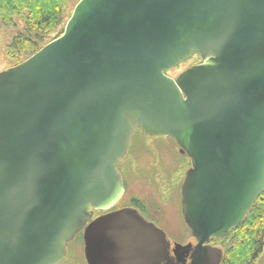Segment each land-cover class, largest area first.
<instances>
[{
  "label": "water",
  "instance_id": "95a60500",
  "mask_svg": "<svg viewBox=\"0 0 264 264\" xmlns=\"http://www.w3.org/2000/svg\"><path fill=\"white\" fill-rule=\"evenodd\" d=\"M136 130L189 160L181 215L198 264H220L209 243L264 192V0H79L58 38L0 72V264H60L86 225L88 264L135 244L165 262L136 211L94 218L124 194Z\"/></svg>",
  "mask_w": 264,
  "mask_h": 264
},
{
  "label": "trees",
  "instance_id": "16d2710c",
  "mask_svg": "<svg viewBox=\"0 0 264 264\" xmlns=\"http://www.w3.org/2000/svg\"><path fill=\"white\" fill-rule=\"evenodd\" d=\"M78 1L0 0V26L16 28L20 25V29L16 31L5 48V56L11 62V67L20 64L46 44L58 38ZM52 34H55L53 38H51ZM191 60L200 61L196 55H193L189 61ZM185 63L166 74L178 70ZM138 135L143 139H149L136 130L131 142ZM144 172L146 173L145 170ZM120 175L125 189L126 175L123 173ZM130 204L136 207L141 205L136 199H132ZM209 244L221 247L223 257L220 264H255L264 248V192L238 228L231 231L227 237L211 241Z\"/></svg>",
  "mask_w": 264,
  "mask_h": 264
},
{
  "label": "rangeland",
  "instance_id": "374dc122",
  "mask_svg": "<svg viewBox=\"0 0 264 264\" xmlns=\"http://www.w3.org/2000/svg\"><path fill=\"white\" fill-rule=\"evenodd\" d=\"M18 29L20 25L16 28L0 26V72L12 66L6 59L5 48ZM54 36L55 34H52L51 38ZM194 60L170 72L168 76L174 78L192 64L200 63ZM184 157L178 153V148L173 141L143 139L139 135L136 136L129 145L125 159L118 165L119 172L125 174L127 178L125 193L118 204L119 207H127L132 199H136L147 215L158 221L159 225L171 235L178 231L179 234L187 236L188 233L180 225L179 201L180 186L190 166L189 160ZM77 245H73L67 264L82 263L78 253H75ZM214 247L221 248L218 245ZM255 264H264V248Z\"/></svg>",
  "mask_w": 264,
  "mask_h": 264
},
{
  "label": "flooded vegetation",
  "instance_id": "af4514ba",
  "mask_svg": "<svg viewBox=\"0 0 264 264\" xmlns=\"http://www.w3.org/2000/svg\"><path fill=\"white\" fill-rule=\"evenodd\" d=\"M179 201H180V190H179ZM118 204L119 203H117L114 207L104 212H94V218L102 217L104 215H108L110 213H114L116 211L123 210V209H131V210L136 211L137 214L144 220L145 223L152 224L155 228H157L158 230L164 233L167 244H168V250H167L168 257L165 262L164 261L163 262L153 261L151 258L147 257V255H145V251H142V249L145 248L144 245L135 244V247H140L141 250L135 251L134 255L131 256L130 258H122L119 261H116L115 264H198V261L195 259V257L198 254L196 250L198 242L191 235L189 229L184 224L182 215H181L180 225H182L185 231L188 233L187 236L179 234L180 232L178 231H176V233L171 235L169 231H167L165 228L159 225L158 221L151 219L147 215V213L143 210L142 205H140L139 207H136L134 205L129 204V206L127 207H119ZM180 214H181V204H180ZM88 227H89L88 225L83 227L80 233L74 238V240L66 246V256L60 264L68 263L69 256H70V253L72 251V247L74 244H78L76 246L77 252L75 253L76 254L78 253L79 258L82 261V263L80 264H88L86 261L85 252H84V248H85L84 235ZM98 263L99 264H111L110 260H107V261L101 260Z\"/></svg>",
  "mask_w": 264,
  "mask_h": 264
}]
</instances>
